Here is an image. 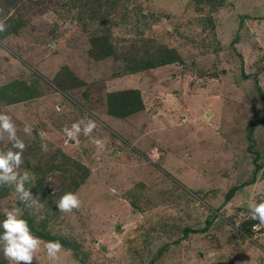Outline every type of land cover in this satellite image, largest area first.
Masks as SVG:
<instances>
[{
    "label": "rangeland",
    "instance_id": "1",
    "mask_svg": "<svg viewBox=\"0 0 264 264\" xmlns=\"http://www.w3.org/2000/svg\"><path fill=\"white\" fill-rule=\"evenodd\" d=\"M0 21V112L37 200L0 186V221L21 210L33 264L54 240L61 264H264V0H0ZM126 89L142 109L107 115ZM86 115L103 147L65 137ZM66 192L78 210H58Z\"/></svg>",
    "mask_w": 264,
    "mask_h": 264
},
{
    "label": "clouds",
    "instance_id": "2",
    "mask_svg": "<svg viewBox=\"0 0 264 264\" xmlns=\"http://www.w3.org/2000/svg\"><path fill=\"white\" fill-rule=\"evenodd\" d=\"M7 25L0 21V33L7 30ZM96 129V122L87 115L80 120L71 124L70 127L63 129L64 135L68 140L75 141L81 135L92 137V133ZM22 131L27 136H32L33 128L25 124ZM5 134L11 148L8 150H0V186H14L15 192L18 194L19 200L27 207L36 205L37 200L33 197L30 189L25 188V184L30 182L33 177L27 171L21 173L19 169L24 163L23 153L26 151L27 145L18 135V128L11 114L0 112V140L5 139ZM41 140V150L48 152V143L46 134L41 131L39 133ZM97 147H103L102 140L92 137ZM56 206L60 212L71 213L74 209L78 210L81 206V200L77 193L66 192L63 194ZM250 218L258 220L264 225V202L249 205ZM4 219L0 221V250L3 256L9 261V264H33L38 261V253L41 249L42 240L33 234L29 223L23 218L19 208L4 210ZM47 257L50 264H61V252L63 245L60 241H48L45 245Z\"/></svg>",
    "mask_w": 264,
    "mask_h": 264
},
{
    "label": "trees",
    "instance_id": "3",
    "mask_svg": "<svg viewBox=\"0 0 264 264\" xmlns=\"http://www.w3.org/2000/svg\"><path fill=\"white\" fill-rule=\"evenodd\" d=\"M162 60L160 61L162 62ZM105 108L107 114L123 118L135 111L141 110L142 102L136 89L117 90L106 94Z\"/></svg>",
    "mask_w": 264,
    "mask_h": 264
},
{
    "label": "built area",
    "instance_id": "4",
    "mask_svg": "<svg viewBox=\"0 0 264 264\" xmlns=\"http://www.w3.org/2000/svg\"><path fill=\"white\" fill-rule=\"evenodd\" d=\"M251 229H252L253 231H257L258 228H256V226L253 224V225H251Z\"/></svg>",
    "mask_w": 264,
    "mask_h": 264
},
{
    "label": "crops",
    "instance_id": "5",
    "mask_svg": "<svg viewBox=\"0 0 264 264\" xmlns=\"http://www.w3.org/2000/svg\"><path fill=\"white\" fill-rule=\"evenodd\" d=\"M113 91H117V90H113ZM107 114V113H106ZM132 114V113H131ZM107 115H109V114H107ZM109 116H111V117H113V118H119V117H115V116H112V115H109ZM127 116H129V115H127ZM126 116V117H127ZM123 118H125V117H123ZM122 119V118H121Z\"/></svg>",
    "mask_w": 264,
    "mask_h": 264
}]
</instances>
